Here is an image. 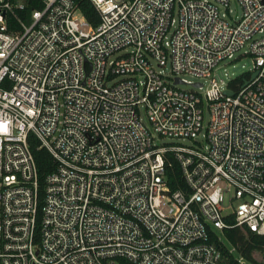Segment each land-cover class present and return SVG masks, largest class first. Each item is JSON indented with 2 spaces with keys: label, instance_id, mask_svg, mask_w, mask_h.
<instances>
[{
  "label": "built area",
  "instance_id": "built-area-1",
  "mask_svg": "<svg viewBox=\"0 0 264 264\" xmlns=\"http://www.w3.org/2000/svg\"><path fill=\"white\" fill-rule=\"evenodd\" d=\"M88 1L96 26L0 0V264H229L224 230L264 237V0ZM240 51L242 82L214 77ZM30 134L56 162L40 210Z\"/></svg>",
  "mask_w": 264,
  "mask_h": 264
},
{
  "label": "trees",
  "instance_id": "trees-1",
  "mask_svg": "<svg viewBox=\"0 0 264 264\" xmlns=\"http://www.w3.org/2000/svg\"><path fill=\"white\" fill-rule=\"evenodd\" d=\"M74 2L87 21L96 26L99 22V17L91 3L88 0H74ZM28 7L32 8L33 5L28 4ZM243 76L244 75L235 78L236 81L231 84L235 87L239 82H242ZM28 145L37 168L40 210L43 201L45 180L56 170V162L45 149L40 148L38 140L31 134L28 136ZM166 158V174L170 189L172 191L186 190L179 163L175 160L172 154H167ZM39 217L40 211H38V218ZM223 237L226 243L235 249V255L228 254L224 245L221 244V242H216L223 254L228 257L227 261L229 264H260L253 259V252L264 250L263 236H259L247 228L233 227L224 230ZM237 257H241L242 262H238L236 259Z\"/></svg>",
  "mask_w": 264,
  "mask_h": 264
},
{
  "label": "rangeland",
  "instance_id": "rangeland-1",
  "mask_svg": "<svg viewBox=\"0 0 264 264\" xmlns=\"http://www.w3.org/2000/svg\"><path fill=\"white\" fill-rule=\"evenodd\" d=\"M230 9L232 10V16H240L241 9L237 3L232 2L230 4ZM243 51L235 54L232 61H226L220 63L214 72V77L223 78L225 80H232L234 78L240 77L242 75L247 76L252 69V61L248 56H241ZM169 68H165L164 71L168 73ZM184 79L191 82H196V79L192 76L185 75ZM180 89L183 90H192L190 86H180ZM143 121L146 123V119L142 116ZM208 121V115H205V123ZM165 143H179L183 145H191L189 140H171V139H163ZM228 245V244H227ZM229 246V245H228ZM235 255V252H234ZM253 259L260 264H264V250L263 251H255L253 252Z\"/></svg>",
  "mask_w": 264,
  "mask_h": 264
},
{
  "label": "water",
  "instance_id": "water-1",
  "mask_svg": "<svg viewBox=\"0 0 264 264\" xmlns=\"http://www.w3.org/2000/svg\"><path fill=\"white\" fill-rule=\"evenodd\" d=\"M255 76H256V72L252 73V74L250 75V79H249V80H252ZM175 83H176V84L180 83V80H179V79H176V80H175ZM246 83H247V82H245L243 85H245ZM224 94H225V95H228V96H231V95L233 94V92H231L230 90H226V91H224Z\"/></svg>",
  "mask_w": 264,
  "mask_h": 264
}]
</instances>
